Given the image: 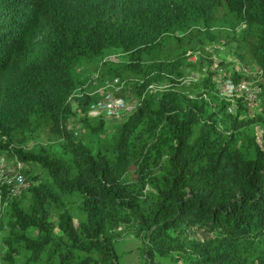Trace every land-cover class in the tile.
<instances>
[{
	"label": "trees",
	"instance_id": "obj_1",
	"mask_svg": "<svg viewBox=\"0 0 264 264\" xmlns=\"http://www.w3.org/2000/svg\"><path fill=\"white\" fill-rule=\"evenodd\" d=\"M223 17L246 25L245 42L264 67V0H0V152L41 167L53 187L37 182L5 206L0 185L4 241L23 256L20 264H126L115 242L128 232L143 242L145 264H264V118L243 121L240 102L236 113L223 100L212 107L184 94L175 80L185 50L144 60L170 39L190 43L187 34L208 33ZM109 49L127 54L124 71L143 80L113 146L94 148L79 130L85 124L101 140L104 118L87 116L96 98H69L76 66ZM159 80L171 86L149 93ZM205 86L213 87L210 77ZM257 120L258 139L242 132ZM42 129L57 148L15 143L18 133Z\"/></svg>",
	"mask_w": 264,
	"mask_h": 264
},
{
	"label": "rangeland",
	"instance_id": "obj_2",
	"mask_svg": "<svg viewBox=\"0 0 264 264\" xmlns=\"http://www.w3.org/2000/svg\"><path fill=\"white\" fill-rule=\"evenodd\" d=\"M116 12L117 9L112 7L109 10V17H116ZM234 22L236 21L223 17L221 20H218L208 33L201 35H197L196 33L187 34L185 38L190 37V43L184 41L183 44L176 45L175 40L170 39L166 41V44L160 45L144 55V60L149 61L150 59L165 57L177 58L185 50V53L182 55L183 63L180 67V75L176 78L175 83L184 94L197 100L203 97L210 102L212 107L219 104L221 100L229 103L219 90V80L229 76L244 77L248 81L254 82L260 88V95L259 102L255 107H247L240 110L239 119L246 121L254 116L264 118V67L253 55L249 44L245 42V37L249 35V32L246 36L244 34V29L247 28L246 25L241 23L240 25L237 24L235 27H232ZM127 61V54L122 52V50L109 49L98 59L80 62L74 71L78 85L71 94L69 101L75 105L77 102L76 97L81 96L83 92L89 94L92 98L99 97L104 90L105 84L114 78H117L119 81V92L123 88L122 93L127 94L128 92V94H131V97H135L137 95L136 87L142 82L143 76H136L124 71L123 65ZM111 71L118 72L119 74L113 76L110 74ZM208 77L211 78L213 87L205 86L206 78ZM170 86L171 83L168 80H159L150 84L148 89L149 93L158 94ZM233 112L237 113L238 108L236 107ZM79 116H82V114ZM87 116L96 119V117L89 114ZM77 117L78 115H75L69 119L72 127H76V124H79L76 121ZM95 121L90 120L89 124L95 125ZM105 121L106 125L100 135V141H97L85 124H82V129L79 130V137L87 144H93L94 148L100 143H104L105 146H113L114 136L121 119ZM260 123L261 120H257V122L246 124L242 128V132H247L258 139L262 132ZM240 137L241 135L238 136V140H240ZM15 143L20 144L25 150H39L41 147L47 145L57 148L54 135L46 132L45 129L18 133L15 136ZM16 162V157L8 156L4 150L0 152V185L1 188L5 189L4 193L8 197L5 206H8V202L12 198L19 197L23 194L27 195L28 188L37 182L46 183L49 190H53L49 177L41 167L37 165L31 166L22 162L25 190L15 192L12 190V187L7 188L3 183V178L5 177V173L8 176L11 175L10 172ZM34 175L38 176V181L33 180ZM4 210L3 213L0 212V264H20L24 259L23 256L20 253L12 251L4 241L9 237L8 229L5 227L6 225L4 226L6 222ZM51 220L54 223L56 222L54 214L51 216ZM188 230L193 236L198 238L207 236L195 227H191ZM28 233L35 235L36 231L32 228L28 230ZM115 248L120 256L121 262L126 264H145L146 259L143 242L135 237L133 233L128 232L124 234L122 238L115 242ZM157 262L158 264H182L181 262H175L167 258H158Z\"/></svg>",
	"mask_w": 264,
	"mask_h": 264
},
{
	"label": "built area",
	"instance_id": "obj_3",
	"mask_svg": "<svg viewBox=\"0 0 264 264\" xmlns=\"http://www.w3.org/2000/svg\"><path fill=\"white\" fill-rule=\"evenodd\" d=\"M118 83V79L114 78L105 84L101 95L89 105V115L94 117L101 116L104 120H118L135 109L138 100L133 97L125 98L121 96L118 91ZM219 83L221 94L229 102L228 110L230 112L235 110L238 102L248 108L255 107L259 102L260 88L254 82L248 81L244 77H224L222 80H219ZM77 133L78 131L75 130L74 134L77 135ZM10 173V176L5 173V177L3 178V183L7 188L12 187V190L15 192L25 190V177L21 161L17 160Z\"/></svg>",
	"mask_w": 264,
	"mask_h": 264
}]
</instances>
